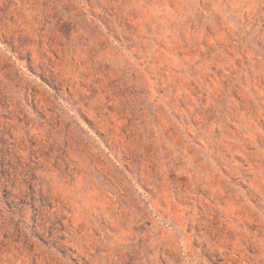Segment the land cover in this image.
Masks as SVG:
<instances>
[{
    "label": "rangeland",
    "instance_id": "1",
    "mask_svg": "<svg viewBox=\"0 0 264 264\" xmlns=\"http://www.w3.org/2000/svg\"><path fill=\"white\" fill-rule=\"evenodd\" d=\"M0 264H264V0H0Z\"/></svg>",
    "mask_w": 264,
    "mask_h": 264
}]
</instances>
